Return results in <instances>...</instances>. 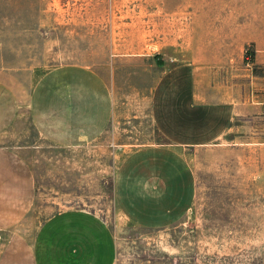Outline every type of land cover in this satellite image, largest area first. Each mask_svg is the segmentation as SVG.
<instances>
[{"label": "rangeland", "instance_id": "1", "mask_svg": "<svg viewBox=\"0 0 264 264\" xmlns=\"http://www.w3.org/2000/svg\"><path fill=\"white\" fill-rule=\"evenodd\" d=\"M67 65L104 77L115 127L93 144L59 148L21 114L0 135L36 189L29 238L0 239L19 248V257L5 249L3 262L27 264L33 231L60 212L84 210L111 229L113 264H264V0H0V83L26 105L44 74ZM180 65L192 73L198 102L243 107V118L231 122L228 142L190 156L189 209L162 228L135 226L119 216L114 174L150 139L148 127L140 142H129L139 133L127 130L150 103L141 100L144 87Z\"/></svg>", "mask_w": 264, "mask_h": 264}, {"label": "crops", "instance_id": "2", "mask_svg": "<svg viewBox=\"0 0 264 264\" xmlns=\"http://www.w3.org/2000/svg\"><path fill=\"white\" fill-rule=\"evenodd\" d=\"M144 88L141 100L149 96L150 103L145 109L141 103L140 115L133 117L134 124L127 130L139 133L129 142H140L141 134H148L146 127L151 130L150 139L123 158L114 174L113 193L125 222L162 228L177 221L194 200L195 173L190 156L208 144L228 142L231 122L243 118V107L213 104L211 99L198 102L192 73L185 65L164 71L155 87ZM115 111L104 77L87 67L67 65L47 72L34 86L26 105L0 83V135L25 114L39 137L50 145H90L115 127ZM237 139L231 143L242 142ZM35 191L29 168L13 150L1 146L0 239L29 238L24 225ZM31 239L27 264H113L114 235L92 212H60L33 231ZM5 249L0 245V264H5ZM7 251L11 256L19 255V248Z\"/></svg>", "mask_w": 264, "mask_h": 264}]
</instances>
